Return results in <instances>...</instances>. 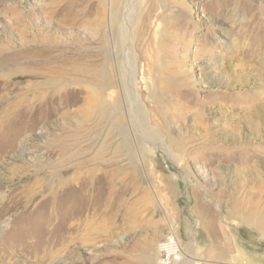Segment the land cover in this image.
Here are the masks:
<instances>
[{"label": "rangeland", "instance_id": "1", "mask_svg": "<svg viewBox=\"0 0 264 264\" xmlns=\"http://www.w3.org/2000/svg\"><path fill=\"white\" fill-rule=\"evenodd\" d=\"M182 1L174 23L157 0L126 1L135 60L117 63L109 0H56L60 30L50 0H0V58L27 54L0 60V264H177L171 238L178 264L192 239L194 264H264V232L241 216L264 220V0ZM114 69L152 136L101 85Z\"/></svg>", "mask_w": 264, "mask_h": 264}, {"label": "bare ground", "instance_id": "2", "mask_svg": "<svg viewBox=\"0 0 264 264\" xmlns=\"http://www.w3.org/2000/svg\"><path fill=\"white\" fill-rule=\"evenodd\" d=\"M107 1V0H106ZM128 2V0H109V5H110V8L113 10V12L115 13V16L114 17H118V20L115 21L113 18H111V13L110 15H108V18L106 20V24L108 26H112L113 29H114V35L112 36H108L109 37V42L107 43V47L104 49V53L105 55H107L108 59L115 62L117 60V63L120 62V61H124L127 56H128V59H130V62L131 60L133 61L134 59V54L133 53H129L128 52V55H126V51L129 49V48H132V44L131 42H127V31L130 30L132 27V25L134 26V22H136L135 20H132V19H136V16L138 15H135V17H133V15L135 14V8L132 10H130V4L129 3H125V2ZM142 2V1H141ZM104 2L101 1L100 4H103ZM143 3V2H142ZM141 3V4H142ZM162 3V7L165 8V6L167 7V11L169 13H172V15L174 16H171L170 19L167 21L168 23H174L176 22L179 18L180 20H185L187 18V16L190 14V8L189 6H186L182 0H157V4H160ZM17 4V3H16ZM105 4V3H104ZM48 5H51V6H48ZM105 6V5H104ZM43 7V6H42ZM41 7V10L40 13L46 15L48 17V20H51V19H54L52 20V24L55 26L56 29H59L60 30V27L58 25V21H57V17L59 16L60 14V9L59 7L57 6V2L56 0H50V2L48 4H46V6L44 5V8L45 10ZM103 7V6H102ZM176 7H179L182 11H183V14L182 15H175L173 14L174 13V10ZM25 8V7H24ZM179 9V10H180ZM12 10V9H11ZM66 10V9H65ZM234 10V9H233ZM25 11V10H24ZM166 11V12H167ZM33 12V11H32ZM35 12V11H34ZM39 12V11H38ZM66 12V11H64ZM148 12V11H147ZM9 15L12 17L13 20H16L17 22H21V17H18L17 15H15L16 13L14 11H10L8 12ZM36 13V12H35ZM34 13V14H35ZM153 13V12H152ZM151 13V14H152ZM147 14V13H146ZM168 14V13H167ZM33 15V14H32ZM38 15V14H37ZM39 16V15H38ZM166 16V15H164ZM113 17V16H112ZM157 17V16H156ZM23 18V17H22ZM39 18V17H38ZM104 18V17H103ZM121 18V19H120ZM132 18V19H131ZM155 18V17H154ZM166 18V17H165ZM141 20V19H140ZM32 21V20H30ZM143 21V20H142ZM164 21V19H163ZM11 22V21H10ZM15 22V21H14ZM34 23V22H33ZM73 23V22H72ZM132 25H131V24ZM165 23V22H164ZM13 24V23H12ZM23 27L26 28L27 26V23H23ZM60 24V23H59ZM33 25V24H32ZM142 25V24H141ZM36 26L37 28L40 27L39 24L36 23ZM68 26V25H67ZM7 27V25H6ZM13 27V26H12ZM148 27V26H147ZM5 28V27H4ZM16 28V27H15ZM34 28V27H33ZM21 29V28H20ZM23 29V28H22ZM28 30V28H26ZM31 28L29 27V30ZM41 32V37H42V42L44 43H49V40L50 39H54L56 38L55 36V33H52L50 32V29L48 27H45V26H42L39 28ZM66 29V28H64ZM63 29V30H64ZM172 29V28H171ZM54 30V28H53ZM112 30V29H111ZM45 31V34L44 32ZM56 32V30H55ZM63 32V31H62ZM83 32V31H82ZM105 32V31H104ZM134 32V31H133ZM152 32V31H151ZM154 32V31H153ZM164 32V31H163ZM102 33V32H101ZM111 33V32H110ZM168 33V32H167ZM171 33V31H170ZM27 34V33H26ZM108 34V33H107ZM152 35V33H150ZM156 34V33H154ZM164 34V33H163ZM162 34V35H163ZM169 34V33H168ZM110 35V34H109ZM105 37V36H104ZM18 38V37H17ZM113 38V39H112ZM116 40H115V39ZM154 38V37H153ZM164 38V37H163ZM167 38V37H166ZM105 40V39H104ZM156 41V38L154 39ZM171 41V40H170ZM169 43V42H168ZM160 44V43H159ZM130 45V47H129ZM169 45V44H168ZM159 46V45H158ZM162 46V45H161ZM164 46V45H163ZM151 48V46H150ZM161 48V47H159ZM116 49L119 51V53L116 51ZM5 49H3V46L0 47V51H3ZM78 50V49H77ZM150 50V49H149ZM152 50V49H151ZM161 50V49H160ZM169 50V49H168ZM167 50V51H168ZM173 50V49H172ZM132 51L133 48H132ZM154 51V50H153ZM159 52V50H158ZM165 52V50H164ZM47 53V51H32V55L37 58H40L39 56L40 55H43ZM151 53V52H150ZM154 53V52H153ZM118 54L121 56L119 58ZM136 54V53H135ZM24 55H27L25 51H10L8 52L7 54H4V57L0 58L1 61H11V60H17L19 58H21V56L24 57ZM123 56H126V57H123ZM1 57V56H0ZM106 57V58H107ZM152 57V56H151ZM122 58V59H121ZM152 59V58H151ZM150 59V60H151ZM135 60V59H134ZM140 60V59H139ZM20 61V60H19ZM128 62V61H127ZM125 62V63H127ZM154 62V61H153ZM124 63V62H123ZM148 64V62H147ZM115 65V64H114ZM123 65V64H122ZM129 65V64H128ZM149 65V64H148ZM151 65V64H150ZM109 66V65H108ZM130 66V65H129ZM119 67V66H118ZM116 67V68H118ZM135 67V66H134ZM111 68V67H110ZM114 68V67H113ZM122 68V67H121ZM132 68V67H131ZM138 68V67H137ZM152 68V67H151ZM112 69V68H111ZM115 71H117V80L113 81V79L111 78L112 76L106 72L105 75H104V79L102 80V84L103 87H110V88H119L120 89V92H121V96L123 98V95L122 93L124 94V96L126 97V101L129 102L128 105H126L125 107L127 108L128 107V111L127 110H124L125 111V114L126 116L125 117H131V121H132V125L133 124H136L137 127L142 131V133L146 136H152V131L151 129L148 127V124H147V118L144 116L145 113L141 110L142 108H140L137 105H135V103H133L134 101L131 100V94L130 93H127V91H129L131 89V84L128 83V79L127 77H122L123 73L125 72H119L118 70L119 69H114ZM123 70V68H122ZM134 70V69H133ZM136 70V69H135ZM78 71V70H76ZM74 71V72H76ZM111 71V70H110ZM129 71V70H128ZM132 72V70H131ZM129 72V73H131ZM68 73H71V70L68 72ZM78 73V72H77ZM127 73V72H126ZM132 74V73H131ZM39 77H42L43 75H37ZM129 76V75H128ZM66 77V73L63 75V78ZM67 79V78H66ZM131 82V80H130ZM42 86H44L42 83L40 84ZM136 88V87H134ZM132 90V89H131ZM130 90V91H131ZM133 91V90H132ZM135 91V90H134ZM53 93V92H52ZM136 93V92H135ZM133 94V93H132ZM140 94V93H139ZM130 95V96H129ZM134 96V94H133ZM136 98V97H135ZM139 100V99H138ZM138 102V101H137ZM132 106V107H131ZM124 107V106H123ZM124 107V108H125ZM133 110V111H132ZM134 112V116H132ZM135 118V119H133ZM151 127V126H150ZM138 129V130H139ZM122 157V156H120ZM62 173V172H61ZM246 174V173H245ZM264 190V189H263ZM253 204V203H252ZM207 210V209H206ZM258 210V209H257ZM260 213V212H258ZM257 213V216H262L261 214H258ZM209 214H212V213H209ZM244 216H242L243 218V221L245 223L248 224V226L252 227V228H255L257 229L258 231H262L264 232V220L263 221H258V220H252L251 219V215H253V217L255 216L256 213H253V214H250V215H246V212H244ZM208 215V214H207ZM211 216V215H210ZM213 216V215H212ZM206 217V216H205ZM215 220V219H214ZM201 225H202V228H203V231H205L207 234L211 232V222L208 221V220H205V218L202 217L201 219ZM2 224V223H1ZM5 229L4 225H0V233ZM214 231H212L213 233ZM216 235V234H214ZM170 240H173V242L176 244V241L175 239L171 238L169 240L166 241V243ZM192 243H193V239L190 240V243L188 244V251L189 253L188 254H185L183 256H181V259H183V262L182 264H194V262H196V257L195 255L193 254L192 252ZM177 245V244H176ZM160 247V246H159ZM178 247V253H177V257L175 259H173L174 261L176 262H179L180 259H179V256L181 253V251L179 250V246ZM161 249H163L164 251L167 250V248L165 247H160ZM183 257V258H182ZM166 258V257H165ZM168 262V261H167ZM175 262V263H176Z\"/></svg>", "mask_w": 264, "mask_h": 264}, {"label": "built area", "instance_id": "3", "mask_svg": "<svg viewBox=\"0 0 264 264\" xmlns=\"http://www.w3.org/2000/svg\"><path fill=\"white\" fill-rule=\"evenodd\" d=\"M162 247H165V248H167V250H163L165 253H166V255H167V257H170V258H172V260L173 259H175L178 255H177V253H178V247H177V245L173 242V240H170V241H168L167 243H164L163 245H162ZM174 261V260H173ZM181 261V260H180ZM180 261L178 262V263H180ZM174 262H176V261H174ZM177 263V264H178Z\"/></svg>", "mask_w": 264, "mask_h": 264}]
</instances>
